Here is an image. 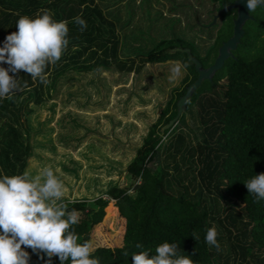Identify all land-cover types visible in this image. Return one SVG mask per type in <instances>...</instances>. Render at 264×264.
Instances as JSON below:
<instances>
[{"label":"trees","instance_id":"obj_1","mask_svg":"<svg viewBox=\"0 0 264 264\" xmlns=\"http://www.w3.org/2000/svg\"><path fill=\"white\" fill-rule=\"evenodd\" d=\"M42 9L51 10L57 21H68V50L46 69L50 83L33 81L21 71L17 78L26 87L11 100L0 99V176L26 170L32 156L30 117L35 108L53 98L58 81L68 73L118 68L137 74L147 64L187 62L185 86L149 129L127 169L129 178L93 200L85 197L61 203L79 213L80 222L73 226L79 243H92L93 228L117 208V219L124 222L123 244L96 249L92 256L100 264H132L133 253L149 251L151 257L165 241L178 243L179 254L190 256L195 264H264V200L256 202L244 183L264 173V17L248 24L233 58L188 100V114L193 115L195 109L202 134L193 143L186 131L172 134L180 122H187L185 114L162 132L177 116V103L198 77L189 54L172 50L190 48L194 59L209 68L222 41L232 36L231 16L225 15L205 54L194 40L174 37L159 41L137 59H123L124 40L118 25L98 0H0V46L8 34L17 31L21 16L35 17ZM81 13L87 22L83 32L73 22ZM210 227L217 229L220 251L205 242ZM193 232L199 235L198 241ZM137 243L143 248H136ZM25 250L30 254L29 264H44L31 248ZM125 251L128 256L123 255ZM52 264L61 262L54 256Z\"/></svg>","mask_w":264,"mask_h":264},{"label":"rangeland","instance_id":"obj_2","mask_svg":"<svg viewBox=\"0 0 264 264\" xmlns=\"http://www.w3.org/2000/svg\"><path fill=\"white\" fill-rule=\"evenodd\" d=\"M98 1L118 25L124 40L123 59H137L159 41L174 37L194 40L205 54L213 42L206 33L219 28L203 27L204 0ZM195 1L199 12L193 8ZM170 67L171 62L147 64L137 74L101 68L60 78L53 98L35 108L30 117L32 156L26 169L33 174L45 166L59 169L66 187L63 201L105 195L129 178L127 169L149 129L185 86L188 71L173 84L168 79ZM180 130L193 143L199 141L202 134L195 109L172 134ZM113 209L93 228L95 250L123 244L124 222Z\"/></svg>","mask_w":264,"mask_h":264},{"label":"clouds","instance_id":"obj_3","mask_svg":"<svg viewBox=\"0 0 264 264\" xmlns=\"http://www.w3.org/2000/svg\"><path fill=\"white\" fill-rule=\"evenodd\" d=\"M245 7L253 13L257 7H264V0H246ZM53 15L51 10L42 9L35 17L21 16L16 22L17 31L5 37L0 46V65L8 67L0 66V99L11 100L26 87V82L21 84L17 78L21 71L33 81L50 83L46 69L60 61L69 46L68 21H57ZM82 15L73 18L81 32L87 28ZM72 50H76L75 45ZM188 67L187 62H171L169 82L176 83ZM244 183L256 202L264 200V173ZM65 194L59 169L50 166L38 169L35 174L26 169L21 174L0 176V264H29L27 248L44 260V264H52L54 256L61 264L69 260L70 264H100L99 258L92 256L93 244L78 242L73 226L79 224L80 216L75 209L68 211L61 203ZM191 235L199 240L197 233ZM217 236V229L210 227L205 242L220 251ZM178 245L168 241L160 243L151 257L149 251L133 253L132 264H195L190 256L179 254ZM135 247L141 249L143 245L137 243ZM123 255L128 256V252Z\"/></svg>","mask_w":264,"mask_h":264},{"label":"water","instance_id":"obj_4","mask_svg":"<svg viewBox=\"0 0 264 264\" xmlns=\"http://www.w3.org/2000/svg\"><path fill=\"white\" fill-rule=\"evenodd\" d=\"M245 3H246V0H239L236 4L232 6V7L239 8V11H240L238 19L236 20V22H234L233 35L231 36V38L226 40L220 46L218 50V56L214 64L210 66L209 68L204 69L201 63L197 59H194L190 48L177 47L172 50L173 52L184 51L189 54V58L195 64V69H196V73L198 77H197V81L188 87L187 93L177 103L178 114L168 124L164 125L163 131H162L163 133L166 129L174 126L183 114L188 116V111H187L188 100H190L194 96V94L196 93V91L202 85L203 82L205 81L211 82L215 74L223 68L225 62L229 60L230 58H233V51L238 49L240 43L242 42V38L244 37L246 33L244 29V25L247 22V20L251 18L250 13L245 7ZM227 9L229 10L231 9V7H228Z\"/></svg>","mask_w":264,"mask_h":264},{"label":"flooded vegetation","instance_id":"obj_5","mask_svg":"<svg viewBox=\"0 0 264 264\" xmlns=\"http://www.w3.org/2000/svg\"><path fill=\"white\" fill-rule=\"evenodd\" d=\"M206 1H207V3H206ZM227 1H229V0H227ZM238 1L239 0H233V2L229 3V2H226V0H204V3H206L207 7H206V9L203 10V12L201 14L202 19H205V21H206L202 24L203 27L206 29H209V31H210V29L213 26L219 25L218 26L219 28H217V30L215 32L206 33L208 36L210 34L214 35L213 36V42H212L211 46L214 44L215 39L218 36L220 29L222 28V25L224 23V19H227L226 16L232 17L231 22L233 23V31H234V22H236V20L238 19L240 11H239V8L232 7V6L234 4H236ZM228 7H231V9L228 10L227 9ZM193 8L195 11H198V8H200V5L195 1V3L193 4ZM198 12H196V13H198ZM250 16H251V18L249 20H247V22L244 25L245 32H246V28L248 27V24L251 21H254L259 17H264V7H257L255 12L250 13ZM232 35H233V33H232ZM229 38H231V36ZM229 38H227L226 40H228ZM226 40L222 41V44ZM211 46H209V48ZM218 50H219V48H218ZM217 56H218V54H217Z\"/></svg>","mask_w":264,"mask_h":264}]
</instances>
